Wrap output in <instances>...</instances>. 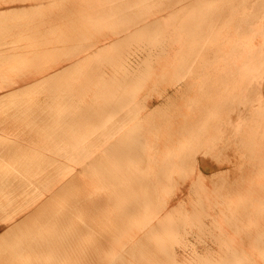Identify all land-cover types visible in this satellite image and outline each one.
I'll return each mask as SVG.
<instances>
[{"label":"bare ground","instance_id":"6f19581e","mask_svg":"<svg viewBox=\"0 0 264 264\" xmlns=\"http://www.w3.org/2000/svg\"><path fill=\"white\" fill-rule=\"evenodd\" d=\"M13 10L21 13L20 18L0 24V60L6 63L20 58L29 63L32 52L27 55V50L19 51L22 46L13 50L1 48L3 45L17 43L16 34L27 30L33 34L31 39L26 37L29 40L47 43L49 37L40 39L39 30L61 24L60 17L63 23L71 18L73 25L78 24L77 30L71 31L72 24L65 22V40L77 34L80 43L72 48L73 53L66 49L62 62L69 64L62 70L59 60L38 71L45 76L39 85L32 86L41 92L30 89L31 94L51 100L39 105L41 110L28 107L25 99L26 103L21 102L31 110H19L17 103L13 109L18 107V111L10 114L8 106L13 101L6 108L3 102L20 93L11 87L33 79L24 78L25 73L12 83L0 80V92L11 93L0 95V133L9 137L0 139V167L8 168V174L0 172V201L8 202L0 209L5 213L0 215V264H71L76 255L80 260L73 264H100L102 255H92L84 248L72 254L75 243L61 232L72 231L77 236L74 242L82 243L89 233L103 236L94 235L97 241H106V231L99 224L107 221L114 227L118 209L124 223L140 212L139 219L144 220L140 225L144 226L139 235L130 227L124 228L126 248L131 252L123 253L122 246L117 256L105 253L106 264H264V104L253 105L259 97L252 101L250 96L248 101L250 94L256 99L253 93L258 85L244 82L246 76L251 74L255 80V75L264 71V0H0L1 13ZM104 27L109 32H103ZM33 47L36 49L35 44ZM29 74L27 77L32 76ZM172 74L177 76L164 80ZM151 85L161 86L162 91L140 101L141 90ZM24 90L21 92L26 97L29 89ZM231 112L237 113L235 123ZM28 114L29 127L43 124L50 132L25 135L19 130L17 133L27 136L30 144L24 151L26 143L10 137ZM105 117L111 121L106 122ZM221 119L232 124L233 142L219 140L223 135L219 134ZM91 127H96V133H88ZM220 144L231 146L224 155L226 160L229 151L235 158L227 160L230 164L222 169L225 172L207 176L200 162L210 154L213 158ZM90 145L94 150H88ZM60 146L63 157L75 151L83 155L75 161L79 170L64 165V171L53 172L58 159L42 155V150L59 152ZM12 170L18 175L11 174ZM181 174L191 178L190 192L200 195H195L199 199L196 203L192 198L195 204L190 205V211L184 204L188 182L181 179L178 186ZM225 177L236 181L226 184L222 182ZM224 184L227 186L222 190ZM222 192L226 199L222 195L218 200L216 196ZM235 193H245L244 202L229 204L228 196ZM121 200H126V205ZM16 201L18 208L12 212ZM76 218L82 224H75ZM191 223L198 224L193 228L203 226L212 237L213 245L205 246L204 240L202 255L194 244L189 247L188 236L187 242L184 240ZM133 225L137 228L135 222ZM181 236L185 243H180ZM122 237L110 240L114 245ZM177 243L178 247L184 245L181 251Z\"/></svg>","mask_w":264,"mask_h":264},{"label":"rangeland","instance_id":"374dc122","mask_svg":"<svg viewBox=\"0 0 264 264\" xmlns=\"http://www.w3.org/2000/svg\"><path fill=\"white\" fill-rule=\"evenodd\" d=\"M46 2V1H45ZM4 3V2H3ZM2 3V4H3ZM49 3V2H48ZM47 3V4H48ZM51 3V2H50ZM2 6H4V5H2ZM5 13V12H4ZM1 13L0 12V24H5V25H7L9 22L10 23H12L14 20H16V19H19L20 18V16H21V13L19 12V11H12V12H10V13ZM47 15H48V13H47ZM31 16H33V15H31ZM27 17V16H26ZM25 16H24V19L26 20V19H30V17H28V18H26ZM21 18H23V17H21ZM32 18V17H31ZM62 17H60V18H58L59 20H62L61 22L63 23V18L61 19ZM44 19H45V17H44ZM69 19H71V18H69ZM69 19H66V20H64V23H63V25H62V23L60 22V21H58V23H61V24H58L57 26H56V23L54 24L53 23V27H51V25H45L44 26V28H42L41 30L44 32V34H42L43 32L41 31V30H39L41 33H39L38 35H39V37H40V39H42V38H48V44L47 43H43V41H32V40H29V39H31V36H33V34H31V32L30 31H28L27 30V32L25 33V34H16V36H18V45H17V43H13V44H5V45H3L1 48H6V49H13L14 47H17V46H22V47H20V49H19V51L20 52H26V50H27V52H26V54L27 55H30L31 54V52H32V54H31V56H28V60L31 58V59H33V60H35L36 59V61L37 60H39L38 62H40V63H33V60L32 61H28L29 63H27V62H23V59H16V60H12L11 62H9V63H6L7 61L6 60H0V62L2 63V65H0L1 67V69H2V71H3V73L0 75V80L3 82V81H5V82H10V83H12V81H15V80H20V79H22L23 78V75H25V73H26V75L24 76V78L26 77V78H28V79H33V81H20V82H18V86H17V84H15L14 86H12L11 88L13 89V90H15V93H19V91H20V93L22 94L21 96H20V93L18 94L19 95V97H15V98H13L14 96H13V94H12V99L11 98H7L3 103H4V105H3V107L4 108H6V106L7 105H10L11 104V101H13L12 102V106H8V107H11V108H8V112L10 113V114H13L14 112L13 111H18V107H19V110H23V108H24V111H28V110H31L30 108H28V107H32V109H37V110H41V108H40V106L39 105H42V103L43 102H46V101H48V100H50V99H48V98H46V97H44V96H41V97H36L38 94H31V91H32V93H35V92H33V90L34 91H38V92H41L38 88L39 87H36L37 89L35 90V87L33 88V86L36 84V82H39V81H41L42 80V78L45 76V73H43V75L41 74V73H39L41 70H43V69H45V66L47 65V67H46V69L49 67V66H51L50 64H57V62L60 60L61 62L63 61V58L65 57V54H66V51L68 50V48H69V51L71 52V53H73L74 52V49H72V48H75L80 42H78V41H76V35L77 34H74V36H72L73 34H71V37L73 38H71L70 39V41H66L65 40V38H64V35H63V29L64 28H66L68 25L69 26H71V24H72V26H71V31H73L74 29V31H76L77 30V28H78V24L77 23H75V25H73L74 24V22L71 20H69ZM70 22H69V21ZM67 23V26L65 25L66 23ZM60 25H61V28H60ZM65 25V26H64ZM55 26L57 27V29L55 28ZM59 26V27H58ZM46 27H47V29H46ZM51 28H54L52 31H51ZM58 28H60V30H62V31H60V30H58ZM63 28V29H62ZM45 29V30H44ZM103 29H105V30H103ZM108 27H104V28H102L101 30L103 31V32H105V33H107V32H109V30L110 29H108ZM47 30L50 32L51 31V33H46L47 32ZM55 30V31H54ZM65 30V29H64ZM56 31H59L58 33L59 34H57V33H54V32H56ZM28 32L30 33V34H28ZM0 33H1V31H0ZM73 33V32H72ZM48 34V35H47ZM15 35V34H14ZM25 35V36H24ZM42 35H43V37H42ZM54 35H57V36H55V38H53L54 37ZM22 36V37H21ZM29 36V37H28ZM48 36V37H47ZM52 36V37H51ZM63 36V37H62ZM25 37V38H24ZM26 37H28V38H26ZM60 37V39H57V38H59ZM62 37V38H61ZM21 38V39H20ZM23 38V39H22ZM51 38V39H50ZM53 38V39H52ZM57 41H56V40ZM62 39V40H61ZM23 40H26V41H28V42H26V41H23ZM50 40V41H49ZM51 40L53 41L54 40V42H52V44H51ZM65 40V41H64ZM21 41H23V44H22V42ZM29 41H30V44L28 45L27 43H29ZM59 41V42H58ZM74 41H76V44H75V42ZM32 42V43H31ZM36 42V43H35ZM42 42V43H41ZM59 44H63V45H59ZM62 42V43H61ZM68 44V47H67V44ZM71 42V43H70ZM20 43V44H19ZM42 44V47H40L41 46V44ZM55 43V44H54ZM71 45H70V44ZM22 44V45H21ZM25 44V45H24ZM35 44V48L36 49H34V47H33V45ZM44 45V46H43ZM46 45H47V49H46ZM51 45V46H50ZM72 45H74V46H72ZM39 46V47H38ZM52 46H54V47H52ZM59 48H58V47ZM134 47H135V45H133ZM32 47V48H31ZM45 47V48H44ZM49 47V48H48ZM64 47V48H63ZM70 47H71V49H70ZM137 47V46H136ZM21 48H25L24 50L25 51H23V49H21ZM54 48L56 49V48H58V49H56V51L58 50V52L56 53V51L54 50ZM61 48V49H60ZM34 49V50H33ZM39 49H40V51H39ZM51 49H53V50H51ZM65 49V50H64ZM67 49V50H66ZM14 50V49H13ZM13 50H10V51H13ZM22 50V51H21ZM30 50V51H29ZM33 50V51H32ZM39 51L40 53H38V52H36V51ZM50 50L52 51L51 53H50ZM44 51V52H43ZM46 51H48V52H46ZM60 51V52H59ZM29 52V53H28ZM35 53V54H34ZM37 53V54H36ZM41 53H42V55H41ZM48 53V54H47ZM55 53V54H54ZM34 54V55H33ZM40 54V55H39ZM43 54L45 55L44 57H43ZM56 54H57V56H56ZM59 54V55H58ZM39 55V56H38ZM49 55V57L48 58H50L51 59V61H48L49 59L48 58H46V56H48ZM72 55H74V54H72ZM35 56V57H34ZM61 56V57H60ZM63 56V57H62ZM36 57H38V58H36ZM46 58V59H45ZM60 58V59H59ZM42 59V60H41ZM43 59H44V61H43ZM57 60V61H56ZM3 61V62H2ZM47 61V62H46ZM59 61V62H60ZM32 62V63H31ZM43 62V63H42ZM49 62V63H48ZM56 62V63H55ZM67 62H69V61H67ZM67 62H62L60 65V70H62L61 68H63V67H65V66H67L69 63H67ZM3 63H4V65H3ZM22 63H23V65H22ZM27 63V64H26ZM42 63V64H41ZM45 63V64H44ZM65 63V64H64ZM33 64H35V65H33ZM28 65V66H27ZM31 66V67H30ZM36 66H39V67H37L36 68ZM42 66H44L43 68H41ZM27 68V69H26ZM35 68V69H34ZM123 68H125V65L123 66ZM26 69V70H25ZM32 69H33V71H32ZM38 69H40V70H38ZM126 69V68H125ZM29 70V71H28ZM35 70H37V72L41 75V77H39L40 75L35 71ZM6 71V72H5ZM24 73H23V72ZM28 71V72H27ZM29 72L32 74V76H29L30 74H29ZM33 72H35L36 74H38V76H36V74H34ZM262 73H263V75H262ZM27 74H29L28 75V77H27ZM34 74V75H33ZM260 75H262V77L260 78ZM171 77V78H169V77ZM168 76H165L164 77V80L166 81V80H168V79H172V78H175L177 75H175V74H172V75H168ZM173 76H175V77H173ZM251 74L249 75V76H246L245 77V80H244V82H249L250 81V83H251V85L254 83V85H253V87L255 86V83L258 85V87L257 86H255V87H257V88H254V89H256V91L253 93V94H255L256 93V99H255V97L252 95V94H250L249 95V97L251 96L253 99H252V101H256L257 100V98H258V101L257 102H255V103H253L252 101H251V103H253V105H255L256 103H258V102H260L261 104L263 103L264 104V87H261V85L262 86H264V71H262L259 75H255V80L254 79H252V77H254L253 75L251 76ZM259 76V77H258ZM36 77V78H35ZM249 77V80H247V78ZM257 77H258V79L259 80H261V81H259L258 79H257ZM38 78V79H37ZM250 78L252 79V80H250ZM36 79V80H35ZM40 79V80H39ZM257 79V80H256ZM255 82H254V81ZM256 81H258L259 83H261V84H259L258 82H256ZM21 85H20V84ZM26 83V84H25ZM31 84V85H30ZM38 85L40 84V82L39 83H37ZM33 85V86H32ZM37 85V86H38ZM60 85V84H59ZM27 86V87H26ZM28 86H30L31 88H29ZM21 87H23V88H21ZM27 89H26V88ZM154 86L153 85H151V86H149L148 87V89L146 88V91L143 89V90H141V91H143V92H140L141 93V96L143 97V96H145L146 97V95H152L153 97L155 96V95H157L160 91H162V87L161 86H156V87H154L155 88V90L154 89H152ZM260 87V88H259ZM260 89V91H259V89ZM261 88H263V89H261ZM18 89V90H17ZM27 91L28 89H29V91H30V89H31V91L29 92L28 91V93H30V95H32V96H30V95H28V93L25 91V90ZM33 89V90H32ZM41 89V88H40ZM18 92H17V91ZM22 90H24L25 92H26V95L27 96H29L30 97V99H29V97L28 98H26L25 96H23V95H25V93L24 92H21ZM42 91H45V92H48V90L47 89H45V90H43V89H41ZM38 92H36V93H38ZM45 92H42V93H44L45 94ZM154 92V93H153ZM257 92H258V94H257ZM259 92L260 93H262V94H259ZM5 93H8V94H11L10 92H8V91H1L0 92V95H2V94H5ZM24 93V94H23ZM147 93V94H146ZM252 93V92H251ZM40 94V93H39ZM16 95V94H15ZM34 95H36V96H34ZM41 95H43V94H41ZM23 96V97H22ZM43 97V98H42ZM251 97L249 98V102H250V99H251ZM34 98H36V99H34ZM27 100V105H28V107H27V105L25 104L24 105V103L23 102H25L26 103V101H24V100ZM143 99H144V97L142 98V99H140V101H143ZM10 100V101H9ZM23 100V102H21ZM31 100V101H30ZM9 101V102H8ZM16 101V102H15ZM22 103H20V102ZM29 101V102H28ZM39 101H40V103H39ZM51 101V100H50ZM56 101V100H55ZM15 102V103H14ZM49 102V101H48ZM6 103V104H5ZM17 103H19L17 106L18 107H16V109H13V107L15 108V106H16V104ZM31 103V104H30ZM251 103H248L250 106L252 105ZM14 104H15V106H14ZM21 104V105H20ZM38 104V105H37ZM22 106H24V107H22ZM33 106H35V107H33ZM25 107H27V108H25ZM37 107V108H36ZM262 107H263V105H262ZM21 108V109H20ZM11 109H13V110H11ZM262 109V108H261ZM249 110H247L246 112H248ZM262 111L264 112V107H263V109H262ZM29 112V111H28ZM245 112V113H246ZM21 114V113H20ZM19 114V115H20ZM247 115H248V113H246ZM22 115V114H21ZM26 117H27V120H25V121H21V122H19L18 124V130L16 129L15 131H14V134H12L11 135V139L12 140H18V141H22V143L23 142H25L26 144L25 145H22V147H24L23 148V150L24 151H28V148L30 147V144L26 141L27 139H28V137L27 136H22V135H19V133H17L19 130H20V132L22 131V132H24V134L25 135H29V134H33V133H38V132H43L44 131V133H46L47 131H49L50 132V130H48V129H50V128H48L47 130H46V128L48 127V126H45V125H43V124H39V125H37V126H32L31 124H30V127H29V124L28 123H30V121H29V114L28 115H25ZM249 116V115H248ZM231 118L233 119V121L232 122H234L235 123V121H236V118H237V113L235 114L234 112L232 113L231 112ZM226 119V118H225ZM106 122H110L111 120L110 119H108V117L106 118L105 117V119H104ZM110 120V121H109ZM220 121V123H219V126H220V129H222L223 130V132H225V133H221L222 132V130L220 131V133L219 134H223L222 136H221V138H219V140L220 141H222V142H226V140H231L232 142H233V140H234V138H233V135H232V131H233V126H232V124H230V123H227V120H224V119H221V120H219ZM105 122V123H106ZM224 122H226L225 124H224ZM107 123V124H108ZM111 123H113V122H111ZM228 124V125H227ZM230 125H231V127H230ZM44 126V127H43ZM35 127V128H34ZM224 127V128H223ZM34 128V129H33ZM96 127H94V129H95ZM228 130H227V129ZM230 128V129H229ZM87 129V128H86ZM85 129V130H86ZM93 129V127H91V128H88L87 130L89 131H87L88 133H92L93 132V134H94V132H95V130ZM9 133H12V131H10ZM48 133V132H47ZM96 133V132H95ZM226 134V135H225ZM1 136H2V138H1ZM5 136V139H6V137L9 139V137L8 136H6V135H4L2 132L0 133V139L1 140H3V137ZM13 136V137H12ZM232 137V138H231ZM20 139V140H19ZM0 140V141H1ZM92 140H93V138L90 140L91 142H92ZM233 146V145H232ZM18 147H21V146H17L16 148L18 149ZM61 147V146H60ZM91 147H93V148H91ZM229 147H231L230 145H229ZM229 147H227L226 148V146L225 145H223V144H220L219 146H218V148L216 149V150H214V154H215V156L212 158L211 156H213L212 154H210V155H208L207 156V160L206 159H204L202 162L203 163H201L200 162V166H202L203 168H205L204 170L205 171H203L207 176H210L211 177V175L214 173H219L220 174V171H222V172H225L224 170H226V166L228 165V164H230V163H228L227 162V160L229 159H233V158H235L234 157V155L231 153L232 151H229V153H228V159L226 160L224 157V155L226 154V151H227V149L229 148ZM88 148V150L89 149H91L90 151H92V150H94V145L93 146H88L87 147ZM221 148H223V149H221ZM63 149H62V147H61V151H59V152H57V154H56V152H50L49 151V149H45V151L44 150H42L43 151V154L42 155H44L45 154V156L47 155H49V157L51 156V157H53V158H56V160L58 159V162L55 164L56 166H54V170H53V172H56V173H58V172H61V170H63L64 171V168L65 167H70L71 165L72 166H74V168H76V169H80V167L79 166H76V163L78 162V160L81 158V157H83V155L81 154L80 156H79V154L77 155V153H79V152H77V151H75L72 155L74 156V154L76 155L75 157H72L71 158V156L69 155V157H70V160L68 161V159H69V157H67L68 155H65L66 157H63V155H62V153H64V151H62ZM48 151V152H47ZM220 151V152H219ZM21 152H23V151H21ZM61 152V153H60ZM223 152V153H222ZM53 153V154H52ZM59 153V154H58ZM66 153V152H65ZM70 153H68V154H70ZM217 153V154H216ZM84 154V153H83ZM86 154V153H85ZM57 155V156H56ZM87 155V154H86ZM79 156V157H78ZM85 156V155H84ZM219 156V157H218ZM60 157V158H59ZM86 157V156H85ZM65 158H66V160H65ZM68 158V159H67ZM78 158V159H77ZM220 158V159H219ZM60 160V161H59ZM74 160V161H73ZM209 160V161H208ZM212 160V161H211ZM75 161H77V162H75ZM217 161V163H216V165H215V162ZM221 161H222V163H224V164H222V165H220L221 164ZM225 161V162H224ZM59 162H61V163H59ZM64 162H66V163H64ZM67 162H70V163H67ZM211 162V163H210ZM227 162V163H226ZM1 163V162H0ZM3 163V162H2ZM2 163L0 164V165H2ZM64 163V164H63ZM218 163H219V165H218ZM45 164H46V162H43L42 163V169H45L44 168V166H45ZM68 164V165H67ZM59 165V166H58ZM65 165V167H63ZM70 165V166H69ZM58 167V168H57ZM60 167L62 168V169H60ZM79 167V168H78ZM201 167V168H202ZM213 167H214V169H213ZM222 167H224V168H222ZM203 168H202V170H203ZM210 168V169H209ZM1 169H4V170H1ZM60 169V170H59ZM222 169H224V170H222ZM46 170V169H45ZM6 172V171H8V168H5V167H0V172ZM9 171H11V170H9ZM15 172L16 171H14V170H12V172H11V174H13V175H18L17 173L18 172H16V174H15ZM21 172V174H23V173H25V172H23V171H20ZM198 172H200V170H198ZM221 172V173H222ZM6 174H8L7 172H6ZM12 176V175H11ZM195 177V178H194ZM193 178L194 179H196L197 177H196V175L194 176ZM187 177H183V174H181V177H180V180H179V182L180 183H178V186L179 185H181V182H183V180H181V179H184V181H186V182H188L187 183V188L185 189L186 191H189V193L187 192V193H185V197L187 198L186 199V201H185V203L184 204H187V205H185L186 206V208L190 211L191 210V208H192V206H190V205H193V203L195 202H197L199 199H197V198H199L200 197V195L198 196V194H196L194 191H191L190 192V187H191V184H192V181H191V178L190 177H188L187 179H188V181L187 180H185ZM207 178H209V177H207ZM190 179V180H189ZM224 179H225V181H224ZM223 179V181L222 182H224V183H233V182H235L236 181V178H234V177H225ZM24 180H26V178H24ZM240 182V181H239ZM226 184H224V185H222L220 188L222 189V190H224V188H226ZM172 190H173V188H172ZM191 190H194V188L193 189H191ZM213 190V189H212ZM174 192H175V188H174V190H173ZM194 192V193H193ZM193 193V194H192ZM7 194H9V192L7 191ZM188 194V195H187ZM191 194L193 195L192 197H191ZM187 195V196H186ZM190 195V196H189ZM198 196L197 198H196V196ZM219 195H221V196H219ZM222 195L225 197V195H224V193L222 192V194H218L216 197H218V200H222V198L223 199H226V197L224 198V197H222ZM239 195V196H238ZM10 197H11V194H10ZM222 197V198H221ZM247 196H246V194L245 193H235V194H232V195H230V196H228V201H229V204H236V203H242V202H244V200H245V198H246ZM192 198H194V202H193V199ZM197 200H196V199ZM221 198V199H220ZM125 199V198H124ZM239 199V200H238ZM123 200V199H122ZM122 200L120 201L123 205L125 204L126 205V200H124V202H122ZM242 201V202H239V201ZM4 201V203H2ZM227 201V202H228ZM238 201V202H237ZM190 202V203H189ZM7 201H5V200H2V201H0V209L2 208V206H6L7 205ZM194 203V204H195ZM2 204V205H1ZM6 204V205H5ZM18 205H19V203H18V201H16L15 203H14V205H12L13 206V209H11V211L12 212H14L15 210H16V208H18ZM3 209V208H2ZM14 210V211H13ZM10 211V212H11ZM45 211H47V209L45 210ZM108 211H110V210H108ZM117 211V210H116ZM140 211V210H139ZM118 212H119V217H117V224L113 227V226H111V224H110V222H107V221H102L101 222V224H99V226L101 227V228H103L105 231H106V234H105V237H107V240L106 241H97L95 238V236H97V237H103V236H101V235H95V234H87V235H85L84 237H85V239H84V241L82 242V243H79V242H74V240H73V238L75 239V238H77V236L76 235H74L73 233H72V231L69 233L68 231H66V232H61L62 233V235H65V236H63V237H66V238H69V239H72V241H69V242H73V243H75V245L70 249V251L72 252V254H74L73 253V251L75 252V254L78 252V251H80V250H83V248H84V250L86 251V252H88L89 251V253H91L92 255H94V254H99V255H102V257L100 258L101 260H100V264H106V260L108 259V257H107V255L108 254H110L111 256L113 255V256H117V255H119L120 254V252H121V250H120V248L123 246V248L125 247V249H123L122 250V252L123 253H130L131 252V250L130 249H128V248H126V247H128L129 246V244H128V242H127V240H125L126 239V237L128 236V234L126 233V236H125V230H124V228H128V227H130L131 229H133V231H135V233H137V235H139V231H142L143 229H142V227L144 226V225H140L141 223L142 224H144V220L142 219H139V213H138V211H137V213H138V215H136V216H134V215H132L131 217H129L130 219V223H132V224H134V222H135V225L137 224V219H139V220H141L140 222H139V224L138 225H136V227L137 228H135V226H134V228H133V226H131V225H129V223H128V221L126 222V223H124V222H122V219H124V218H122L123 217V215H122V213H121V211L118 209ZM0 215L1 216H3V215H5V213H4V211L3 210H0ZM135 217V218H134ZM137 217V218H136ZM132 218V219H131ZM136 220V221H135ZM138 220V221H139ZM192 221V220H191ZM85 222V224H88L87 223V221H84ZM83 222V223H84ZM192 222H194V221H192ZM198 222V221H197ZM76 223H79V224H82V222L81 221H79L78 220V218H76V220H75V224ZM196 223V222H195ZM127 227H126V226ZM140 225V226H139ZM195 225V224H194ZM194 225H192V223H191V225H189L188 227H187V231H188V234L186 235V238H185V236H184V240L187 242V236H188V239L190 240V241H188V243L190 242V244L191 245H189V247L190 246H196L197 247V250H198V252H200V251H203L204 252V245L206 244L205 242H204V240L207 242V245H205V246H210V245H213V244H211L213 241L211 240L212 239V237H211V235L210 234H208L207 233V231L206 230H204L203 229V226H201L200 225V227L202 228V230H204L203 232H198V229H199V231H202V230H200V227L197 229L196 227H194L193 228V226ZM197 226H198V224H196ZM195 225V226H196ZM59 226V225H58ZM125 226V227H124ZM192 226V227H191ZM75 227V226H74ZM61 228H66L65 226H63V225H61ZM69 228V227H68ZM117 228V229H116ZM130 228H128V229H130ZM190 228V229H189ZM193 228V229H192ZM231 228V227H230ZM122 229V230H121ZM117 230H119L120 232L118 233L117 232ZM190 230V231H189ZM192 230V231H191ZM197 230V231H196ZM0 232H3V230H1L0 229ZM124 233V234H121V233ZM207 233V235H206V233ZM187 233V232H186ZM204 235H203V234ZM120 234V235H119ZM134 234V233H133ZM133 234H129V235H133ZM185 233H182V235H184ZM95 235V236H94ZM68 236V237H67ZM115 236H119V237H122V240L120 241V242H116V243H120L121 244V246H120V244H116V243H114V245H113V243L111 242V238H114ZM194 236V237H193ZM208 237V238H207ZM124 238V239H123ZM181 238H182V236H181ZM181 238H179L180 239V243H181V241L183 242V243H185L184 242V240H183V238L181 239ZM214 238V237H213ZM202 239V240H201ZM210 239V240H209ZM194 240H196V241H194ZM200 240V241H199ZM199 241V242H198ZM201 242H204L203 244L201 243ZM211 242V243H210ZM68 243V242H67ZM179 243V242H178ZM178 243L176 244V246L178 247ZM182 243V244H183ZM192 244H194V245H192ZM210 244V245H209ZM81 245V246H80ZM83 245H85V247L83 246ZM113 245V248L111 247ZM198 245V246H197ZM116 246V247H115ZM119 246V247H118ZM183 247H184V245H182ZM176 247V248H177ZM183 247H181L180 246V244H179V247L177 248V250L179 251L180 249L179 248H183ZM188 247V248H189ZM199 247V248H198ZM76 248V249H75ZM191 248V247H190ZM110 249H112L111 251H110ZM114 249V250H113ZM191 250V249H190ZM77 251V252H76ZM126 251V252H125ZM181 251V250H180ZM213 252V251H212ZM214 252H215V250H214ZM213 252V253H214ZM105 253H107V255L105 254ZM112 253H114V254H116V255H114V254H112ZM203 253H199L198 255H202ZM109 256V255H108ZM76 258L78 257L77 255L75 256ZM75 257H74V259H72L71 260V264H73L74 262H76V261H78V260H80L79 258L78 259H75ZM198 258H199V256H198ZM197 258V259H198ZM92 259L93 260H96V258L95 257H92ZM74 260H76V261H74ZM74 261V262H73ZM98 261V260H97ZM200 262H195V264H199ZM70 264V263H69Z\"/></svg>","mask_w":264,"mask_h":264}]
</instances>
